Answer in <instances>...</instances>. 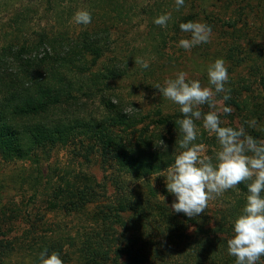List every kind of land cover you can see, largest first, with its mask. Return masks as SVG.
<instances>
[{
  "label": "trees",
  "instance_id": "1",
  "mask_svg": "<svg viewBox=\"0 0 264 264\" xmlns=\"http://www.w3.org/2000/svg\"><path fill=\"white\" fill-rule=\"evenodd\" d=\"M25 1L7 0L4 5L0 0V13L8 9L14 11L7 19L8 30L0 37V155L9 159H32L51 144L88 137L100 144L105 161L118 160L130 181L150 178L167 169L174 161L173 148L165 142L158 145L149 126L139 129L135 141L130 136L133 131L123 136L126 129L137 131V126L151 115L142 111L126 114L121 98L116 103L107 101L99 118L82 116L78 108L85 107L87 99L97 91L109 89V82L128 70L127 64L121 67L116 63L119 57L114 53L117 47L112 45L109 21L132 25L144 9V15L150 19L145 26L153 41V54L157 60H173L174 55L168 51L171 19L166 28L156 25L154 20L168 14L171 2L176 1L161 0L152 4L145 0L147 5H141L122 0H85L84 4L81 0H70L65 6L61 0H55L59 27L38 31L31 29V12H36L43 0H35L38 3L32 8L13 10L16 4L23 6ZM80 3L91 13L92 22L79 28L70 21L74 11L80 9ZM48 4L49 10H53V1L48 0ZM65 13L68 15L64 16ZM188 13L174 19L173 31L182 32L180 23L194 21L200 15L199 8L194 6ZM108 53L114 55L108 56ZM122 56L124 60L131 59V54ZM107 57L109 60L99 67L100 61ZM156 65L155 59H151L147 69L155 72ZM256 68L261 74V66ZM262 78L264 82V75ZM237 102L235 97L226 101L227 106ZM155 116L150 125L173 132L171 143L177 144L176 137L180 134L175 121L183 118L182 114L165 113L160 109L155 111ZM95 186L93 180H82L78 176L74 181L60 182L50 205L52 211L69 216L85 215L92 222L91 226L75 231L58 230L56 236L38 240L10 234L9 242H5L9 243L10 253L26 254L34 250L40 254L46 248L49 254L58 252L62 259L72 252L77 264H160L167 255L183 257L186 264H235V258L227 251L233 225L202 223L199 217L174 212L159 199L158 191L149 181L145 190L120 192L105 205L91 209L100 198ZM232 193L234 200L230 203L235 201V204L229 205L228 211L230 217L236 218L246 202L247 188L241 184ZM2 213L0 209V220ZM3 228L0 222V231ZM14 228L15 224L9 221V232ZM2 243L0 240V246ZM35 258L39 261L38 256Z\"/></svg>",
  "mask_w": 264,
  "mask_h": 264
},
{
  "label": "rangeland",
  "instance_id": "2",
  "mask_svg": "<svg viewBox=\"0 0 264 264\" xmlns=\"http://www.w3.org/2000/svg\"><path fill=\"white\" fill-rule=\"evenodd\" d=\"M1 1L6 5L7 0ZM26 1L23 6H19V3L16 4L13 10L32 8L38 3L35 0ZM52 1L53 10H49L48 0H43L40 8H36L34 10L36 12H31L33 15L32 30L59 27L55 0ZM84 1L81 0L83 4ZM122 1H128L129 4L139 2L141 5H147L146 1L155 4L161 0ZM60 2L65 6L71 3L70 0H61ZM83 4L80 3L78 10L83 9ZM193 6L199 8L200 11V15L194 21L210 25L212 37L210 43L185 50L178 44L181 39H190V34L183 31L176 33L173 31L172 24L174 19L186 15ZM202 8L205 9L204 12ZM167 12L171 15V48L167 47V49L171 51V55H174L172 56L173 60L171 59L169 62H166L164 58L157 60L153 54V41L149 36L148 27L145 26L148 25L150 19L144 15V9L140 11V17L136 18V22L132 25L124 24L122 26L123 23L109 21V25L112 27V45L117 47L114 53L116 57H119L116 63L121 67L127 64L128 70L125 75L111 80L109 89L97 91L91 99L86 98V106L82 109L78 108V114L99 118L104 113L107 101L111 100L116 103L121 98L122 108H125L129 113L136 114L142 111L146 115H151V118L137 126V131L132 128L126 129L123 136H129L133 131L134 133L130 136L131 140L135 141L139 129L149 126V131L154 134L157 144L162 145L163 140L169 146L171 145L175 154L177 144H174V141L171 143L173 132L170 133L168 129H159L150 123L156 118L155 111L161 109L165 113H176L180 112L179 106L166 100L154 85L157 83L163 85L166 79L175 78L176 73L184 71L188 73L190 79H197L202 86H209L206 67L217 58H222L229 73V80L225 88L229 90L230 96L235 97L238 101L237 104H234L235 107L230 105L233 109L230 115L221 114L222 126L234 128L243 126L248 134L258 140H264V82L262 78L264 75V0H188L179 10H177L176 2H171V9ZM13 13L14 11H9V9L0 13V37L3 32L8 30L6 28L7 19ZM67 15L68 13L64 14V16ZM1 17L4 19L2 20ZM70 23L73 26L81 27L73 19ZM114 53L107 55L113 56ZM125 54H131V59L124 60L122 55ZM136 57L143 58L149 63L151 59H155L157 70L151 72L150 69L144 71L141 67L137 68ZM107 60H109L108 57L102 59L99 67ZM257 65L261 66V74H259L260 71L256 72ZM223 95L220 94L217 99H222ZM236 95L241 96L237 98ZM224 104L227 106L226 101ZM201 110L202 112L209 111L208 105L201 106ZM253 119L257 121L256 127H250L246 123ZM196 124L200 132L197 143H203L206 146V154L214 156V152L218 149L215 137L209 136L203 129L202 121H196ZM177 131L180 134L179 130ZM176 138H178V142L180 135ZM37 154L39 159L37 155L32 159L17 157L9 159L0 155V209L3 210L0 222L4 226L0 231V240L3 241L0 246V264H40V260L35 258L39 257V254H36L34 250L28 251L26 254H22L20 251L19 254H11L9 243H5L9 242L10 234L11 236L13 234L22 235L28 240H38L47 239L52 235L56 236L55 232L58 230L75 231L78 228L92 225L85 215L69 216L51 210L52 195L60 182L74 181L77 176L82 180H93L96 185L94 189L99 193L100 198L97 204L91 205V209L96 205H105L109 199L113 200L120 192L145 190L147 181L158 191L159 199L166 205L171 207L176 199L173 194L167 191L166 177L163 176L166 169L153 174L150 178L130 181L129 175L120 169L118 160L110 158L108 160L110 162L105 161L100 144L88 137H76L68 143H54L49 145L45 151H39ZM233 191L234 189H230L209 201L205 212L197 216L199 217L198 221L212 224L224 222L228 227L233 225L235 217H230L228 211V206L235 204V201L230 203L234 200L232 198ZM91 213L93 215V212ZM9 221L16 227L12 232H9ZM4 233L6 235H3ZM6 244L7 246H5ZM73 256L75 255L71 252L62 258L64 264H77L72 259ZM160 264L186 263L183 257L177 259L167 255L164 262ZM259 264H264V257L261 258Z\"/></svg>",
  "mask_w": 264,
  "mask_h": 264
},
{
  "label": "clouds",
  "instance_id": "3",
  "mask_svg": "<svg viewBox=\"0 0 264 264\" xmlns=\"http://www.w3.org/2000/svg\"><path fill=\"white\" fill-rule=\"evenodd\" d=\"M184 3L185 0H176L177 10ZM72 19L78 25L92 22L91 13L83 9ZM170 19V14H162L154 23L166 28ZM179 27L190 34V39H181L178 44L185 50L211 41L212 27L206 23L188 21ZM135 64L142 69L149 67V62L140 57L135 58ZM206 71L209 86L190 79L184 71L166 79L163 85H154L166 100L179 106L183 117L175 121L180 139L174 161L163 174L167 191L176 198L171 209L190 218L197 217L205 212L209 201L244 184L246 202L233 221L227 251L235 258V264H259L264 257V140L248 134L243 126H222L221 114L230 115L233 111L224 104L231 99L225 88L229 73L222 58L209 63ZM220 94H224L222 99H217ZM203 105H208L209 111L202 112ZM196 121H202L203 129L215 137L218 149L214 156L206 154L203 143H197L200 132ZM246 123L257 126L255 119ZM39 260L40 264H64L58 252L49 254L46 248L39 254Z\"/></svg>",
  "mask_w": 264,
  "mask_h": 264
}]
</instances>
